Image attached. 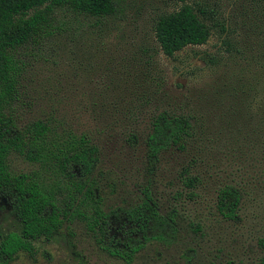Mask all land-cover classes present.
<instances>
[{"label":"trees","instance_id":"obj_1","mask_svg":"<svg viewBox=\"0 0 264 264\" xmlns=\"http://www.w3.org/2000/svg\"><path fill=\"white\" fill-rule=\"evenodd\" d=\"M117 11V0H0V198L17 223L0 233V264L22 252L33 254L36 240L72 233V226H81L122 264H133L148 245L175 244L181 219H188L189 230L200 229L175 201L199 198L204 173L198 164L210 144L226 146L216 165L225 158L230 169L216 183L209 206L215 219L242 221L245 197L252 188H264V55L253 76H235L225 89L213 88L212 112L199 97L191 103L170 94L147 47L130 58L133 81L118 85L110 99L74 103L54 97L46 107L37 105L38 97L27 100L21 52L40 48L60 31L58 12L102 21ZM153 32L158 49L173 56L206 42L210 27L184 3L159 14ZM79 112L87 115L86 123L78 120ZM109 143L138 153V176L129 188L101 162ZM166 154L177 165L168 183L174 186L171 200L160 206L154 180ZM18 161L28 169H19ZM259 244L264 249L263 238Z\"/></svg>","mask_w":264,"mask_h":264},{"label":"rangeland","instance_id":"obj_2","mask_svg":"<svg viewBox=\"0 0 264 264\" xmlns=\"http://www.w3.org/2000/svg\"><path fill=\"white\" fill-rule=\"evenodd\" d=\"M117 2L116 15L102 21L58 12L60 31L40 48L21 52L27 100L33 102L38 97L37 105L46 107L54 97L68 96L67 102L74 103L110 99L118 85L133 81V76H129L130 58L140 47H147L162 69L168 92L177 100L184 95L191 103L199 97L212 112L213 88L225 89L235 76H253L263 62L264 0ZM184 3L192 5L205 20L210 35L202 44L188 45L173 56H165L154 39V22L159 14L174 11ZM77 25L81 28L76 29ZM55 87H60L59 93ZM203 94L206 97L200 98ZM225 104L222 102L221 107ZM72 111L76 114L75 109ZM79 113L80 123H86L87 115ZM225 147L210 144L202 150L198 170L204 173V180L198 190L199 198L175 201L182 205L183 215L200 222V229L189 230L188 219H181L175 244L148 245L133 264H264V249L259 244V239H264V188H252L245 197L240 222L219 221L209 208L216 183L223 179L224 172L230 171L225 158L222 165H216ZM137 157V152L119 144L102 147V164L114 169V176L123 179L124 187L129 188L136 180ZM16 164L19 169H28L21 161ZM176 165L173 156L166 154L155 176V197L160 206H167L171 200L174 186L168 183ZM16 227L10 205L0 198V233ZM70 230L72 233L63 230L50 239L36 240L33 254L19 253L9 264H122L100 250L81 226Z\"/></svg>","mask_w":264,"mask_h":264}]
</instances>
